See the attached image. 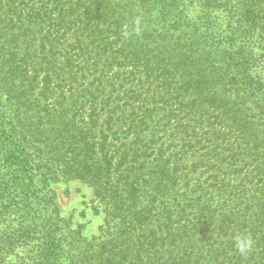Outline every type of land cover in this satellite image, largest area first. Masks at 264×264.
<instances>
[{
    "label": "trees",
    "instance_id": "obj_1",
    "mask_svg": "<svg viewBox=\"0 0 264 264\" xmlns=\"http://www.w3.org/2000/svg\"><path fill=\"white\" fill-rule=\"evenodd\" d=\"M204 1L0 0V258L60 263L64 178L117 222L93 264H264V0Z\"/></svg>",
    "mask_w": 264,
    "mask_h": 264
},
{
    "label": "rangeland",
    "instance_id": "obj_2",
    "mask_svg": "<svg viewBox=\"0 0 264 264\" xmlns=\"http://www.w3.org/2000/svg\"><path fill=\"white\" fill-rule=\"evenodd\" d=\"M238 1L243 0H227L232 10L227 8V10L220 9L211 13L212 17L219 21L220 31L225 29L226 22H234L236 19L233 7L238 6ZM182 3L185 21L198 22L204 19L206 13L204 0H182ZM260 123L264 128V119ZM262 144L264 146V133ZM201 181H205L204 177ZM45 191H48V198H51L57 218L60 220L58 222V252L53 253L51 261L54 260L53 258H58L59 264H93L96 258L103 260L106 257V247L101 242H106L115 236L118 231L115 226L117 222L108 216L106 218V212L95 200L92 188L78 180L58 178L50 181ZM19 220V215L11 214L9 223L14 233L20 232ZM3 228L1 224L0 233ZM233 240L236 242V238ZM39 248L34 243L21 244L11 254L0 258V264H30L37 259ZM123 261H126L125 264H132L133 256L124 258Z\"/></svg>",
    "mask_w": 264,
    "mask_h": 264
},
{
    "label": "clouds",
    "instance_id": "obj_3",
    "mask_svg": "<svg viewBox=\"0 0 264 264\" xmlns=\"http://www.w3.org/2000/svg\"><path fill=\"white\" fill-rule=\"evenodd\" d=\"M236 241L238 249L242 253L247 250H250L252 247V240L249 237L237 236Z\"/></svg>",
    "mask_w": 264,
    "mask_h": 264
}]
</instances>
